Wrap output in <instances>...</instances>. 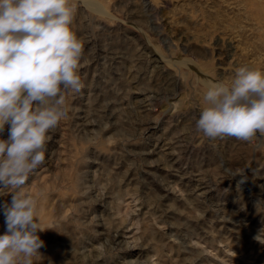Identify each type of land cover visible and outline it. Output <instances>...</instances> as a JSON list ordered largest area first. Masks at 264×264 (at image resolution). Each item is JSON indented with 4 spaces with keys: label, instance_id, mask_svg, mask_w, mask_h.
I'll return each instance as SVG.
<instances>
[{
    "label": "rangeland",
    "instance_id": "374dc122",
    "mask_svg": "<svg viewBox=\"0 0 264 264\" xmlns=\"http://www.w3.org/2000/svg\"><path fill=\"white\" fill-rule=\"evenodd\" d=\"M69 4L84 86L23 189L45 229L33 264H264V135L196 129L211 83L264 72V0Z\"/></svg>",
    "mask_w": 264,
    "mask_h": 264
},
{
    "label": "clouds",
    "instance_id": "9594fccd",
    "mask_svg": "<svg viewBox=\"0 0 264 264\" xmlns=\"http://www.w3.org/2000/svg\"><path fill=\"white\" fill-rule=\"evenodd\" d=\"M69 0H0V205L6 231L0 264H33L43 246L36 201L24 193L29 176L44 163L47 133L68 117L65 92L80 93L83 45L71 30ZM196 129L210 140L251 141L264 135V72L239 67L230 85L213 82ZM254 239L264 243L261 234Z\"/></svg>",
    "mask_w": 264,
    "mask_h": 264
},
{
    "label": "bare ground",
    "instance_id": "6f19581e",
    "mask_svg": "<svg viewBox=\"0 0 264 264\" xmlns=\"http://www.w3.org/2000/svg\"><path fill=\"white\" fill-rule=\"evenodd\" d=\"M92 1V0H91ZM91 1H89V0H86V2L88 3V2H90L91 3ZM93 4V3H92ZM161 58V57H160ZM157 142V141H156ZM155 144V143H154ZM152 148H154V147H152ZM149 152L150 153H153L154 152V149H151V150H149Z\"/></svg>",
    "mask_w": 264,
    "mask_h": 264
}]
</instances>
